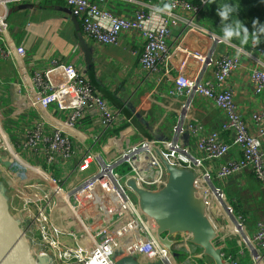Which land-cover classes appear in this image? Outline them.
Masks as SVG:
<instances>
[{"label": "built area", "instance_id": "2783aa9c", "mask_svg": "<svg viewBox=\"0 0 264 264\" xmlns=\"http://www.w3.org/2000/svg\"><path fill=\"white\" fill-rule=\"evenodd\" d=\"M45 1L59 0H0V35L4 36L8 45V50L0 48V57L7 58L12 53L21 71L25 68L27 52L23 46L15 45L9 36V8L25 3L39 6ZM63 1L80 21L83 33L98 43L115 45L124 33L140 30L145 40L140 66L150 72H158L160 64L165 65L167 74L171 72L169 60L173 52L167 40L171 27L185 22L193 34L203 36L209 42L210 48L205 53L182 50L186 53V59L177 69L178 76L169 94L190 100L182 106V111L188 109L193 98L201 97L222 111L225 121L219 130L211 133H206L200 123L190 121L185 124L179 121L173 127L171 138L127 140L126 145L119 148L116 146L117 139L109 137L112 147L108 152L112 155L110 157V153H107L105 158L97 151L100 146L98 139L89 141L88 146L80 149L68 132L85 138L82 132L76 131L75 126L87 112L97 114L101 131L108 136L123 126V118L108 100L97 94L77 66L59 58L52 59L49 68H36L32 72L31 86H25L26 94L22 93L19 84L0 78V93L6 85L14 87L11 89V102L17 105V112L31 102L44 114L56 106V111L66 117L64 121L56 114L39 115L37 119L33 117L25 131L16 137L5 128L0 112V152L7 151L23 170L31 167L30 173L26 169L29 175L36 181L38 179L35 177L39 176L42 184L45 180L49 186V194H45L42 184L29 186L28 189L36 193L34 203L31 202V207H36V213H33V218L30 209V214L26 209H23L24 215L18 214L34 254L52 255L55 264H116V258L122 256H135L140 264H184L182 259L192 258L209 259L210 262L204 261V264H213L210 257L202 256V250L194 253L197 246L190 243L186 236H169L176 243L173 252L168 250L157 238L154 221L140 210L136 195L126 185L127 178L133 176L147 189L159 190L167 183L170 166L195 172L194 185L204 200L210 219H220L230 230L228 235L243 236L237 252L231 253L227 244L228 235L218 234L215 245L221 247L223 262L264 264V219L256 223L253 235L249 236L246 233L249 215L237 211L227 199L223 187L215 183L216 179L225 180L230 175L251 168L264 187V110L254 113L249 124L241 113L234 88L229 84V79L241 66L242 56L247 55L259 63L250 68L249 75L255 94H263L264 59L262 62L259 58L264 56V50L258 46L251 47L247 54L237 56L235 51L219 41L218 34L195 24L206 5L202 0L199 4L188 0H168L167 4L171 6L170 12H167L169 15L155 25L150 24L153 16L145 8L136 11L133 18L126 19L106 11L91 0ZM219 46H226L229 51L220 54ZM190 58L201 64L200 72L195 77L184 73ZM184 134L196 139L195 151L180 139ZM4 136L12 147V153L5 144ZM11 136L17 140L13 141ZM234 149L242 152V159L221 163L216 176L212 168L205 167L207 161H220ZM9 160L0 157V166ZM124 164H128L130 171L121 175L118 169ZM45 165L54 166L61 176L44 169ZM39 170L47 178L42 177L37 172ZM4 183L9 191L10 187ZM43 196L49 202L45 206L38 205ZM60 206L63 210L59 209ZM58 211L67 218L63 226L66 230L54 223ZM221 211L232 219L231 223ZM33 222H37V229H32ZM64 234L72 237L73 242L63 239Z\"/></svg>", "mask_w": 264, "mask_h": 264}, {"label": "crops", "instance_id": "0c3cea01", "mask_svg": "<svg viewBox=\"0 0 264 264\" xmlns=\"http://www.w3.org/2000/svg\"><path fill=\"white\" fill-rule=\"evenodd\" d=\"M91 1L99 4L106 11L126 19L133 18L136 11L145 8L153 16L151 25L158 24L163 17L169 15V13H154L155 7L163 6L168 0ZM48 3L47 1L42 2L35 9H22L17 4L10 6L7 17L9 36L15 45H21L26 49L27 56L24 60L23 71L20 70L12 53L7 58L0 57V78L3 81L10 80V82L19 84L22 93L26 94L25 86L30 88L32 72L36 68H49L52 59L59 58L63 62L77 66L93 85L97 94L108 100L124 122L121 128L108 136L101 131L102 126L97 114L87 112L75 126L76 131L82 132L85 138L80 137L77 133L68 132L74 138L77 147L84 149L88 146L89 141L98 139L100 146L97 144L99 146L97 151L107 158V153H110L108 150L112 147L109 137L117 139L116 146L118 145L117 148H119L125 146L127 140L134 142L143 138L153 140L171 138L173 127L179 121L185 124L190 121L200 123L206 133L220 129L225 117L222 111L212 103L201 97H196L188 105V109L182 111V106L190 100L186 97L169 94V89L174 85L178 76L177 69L186 59V53L182 50L205 53L210 48L209 42L203 36L193 34L185 22H179L172 26L171 35L167 40L169 48L173 52V57L169 60L171 72L166 73L164 64H160L158 72H150L140 66V54L145 42L140 30L124 33L119 43L115 45L98 43L83 33L80 21L79 29L76 27L71 16L63 10V8H68L63 0L56 1L53 5ZM177 14L183 15L182 13ZM188 19H191V15ZM195 24L212 31L203 11ZM83 43L90 53V59L82 46ZM1 47L8 50L3 35H0ZM218 50L220 54L229 51L226 46H219ZM259 59L263 62V59ZM187 64L184 68V73L187 76L195 77L199 74L201 64L196 59L190 58ZM256 64L259 63L247 55H243L240 68L229 79L241 113L249 124L254 113L264 110V93L259 96L255 94L249 75L250 68ZM3 88L4 90L0 93V112L7 131L17 137V134L20 135L25 131L28 121L33 117L34 119L40 117L39 111L42 112V110L30 102V105L26 104L17 112L15 110L17 105L11 102V89L14 87L6 85ZM27 100L29 101V99ZM55 108L56 106H53L50 109L51 112L42 113L45 116L56 114L61 121H64L65 115L56 111L57 108ZM250 129L253 127L250 126ZM180 139L192 150H196V139L193 136L184 134ZM262 143L264 149V139ZM111 155L110 153V157ZM241 159L242 152L234 149L220 161H207L205 167L212 168V172L216 176L221 163ZM92 171L94 172V169ZM188 174L187 179L191 180L193 175ZM215 183L223 187L227 199L237 208V211L249 215L250 222L246 233L249 236L253 235L256 223L264 219V187L259 183L253 170L247 168L242 172L228 176L225 180L216 179ZM163 194H168V192L161 195ZM221 213L226 220L232 222V219L227 217L223 211ZM210 220L218 234H229L230 230L221 223L220 219V221ZM181 235L177 234L179 238H182ZM182 236L190 238V235L186 233ZM242 239V235L227 236V244L231 253L237 252ZM199 261V264H204V261L209 263L208 259Z\"/></svg>", "mask_w": 264, "mask_h": 264}, {"label": "water", "instance_id": "95a60500", "mask_svg": "<svg viewBox=\"0 0 264 264\" xmlns=\"http://www.w3.org/2000/svg\"><path fill=\"white\" fill-rule=\"evenodd\" d=\"M19 7L22 9L37 8L35 4L26 3L19 5ZM63 10L71 16V20L79 29L80 24L78 18L73 15L69 8H63ZM82 46H84L86 55L88 59H90V53L87 51L85 43H83ZM168 171L169 176L167 183L156 191L147 189L133 176L128 177L126 180V185L137 197L140 210L147 217L151 219L155 217H153L154 213L151 210L145 209L143 206L145 196L150 194L149 198L156 200L154 203H151V206L157 211H155L156 213L160 214L158 215L159 217L169 218L170 216H174L175 218H182L179 225L180 227L178 226V229L173 231L167 227L163 228L161 224H158L159 221L155 223L152 219L156 225L158 240L164 244L168 250L173 252V246L176 241L170 239L169 236L176 234L183 235L186 233L190 235L188 241L202 249V256L210 257L213 264H225L221 256V247L215 245L218 232L211 220L207 217L204 200L194 185L196 173L189 169L172 168L170 166L168 167ZM188 173L193 175L191 180L187 179ZM190 187H192L195 194L199 197L202 209L204 210L203 217H199L198 220L192 219L194 212H192V206L189 205L192 203V200H189V197L186 198L185 196V193H189L188 189ZM165 192H168V194L161 195ZM93 205L95 208L97 207L96 200L93 201ZM11 210V198L8 187L3 181H0V264H55L52 255L34 254L29 239L26 237L22 220L16 217L12 213L13 210ZM175 255L178 256V254ZM116 264L140 263L135 256H122L116 258Z\"/></svg>", "mask_w": 264, "mask_h": 264}, {"label": "rangeland", "instance_id": "374dc122", "mask_svg": "<svg viewBox=\"0 0 264 264\" xmlns=\"http://www.w3.org/2000/svg\"><path fill=\"white\" fill-rule=\"evenodd\" d=\"M229 48H231V47H229ZM231 49L234 51L233 48H231ZM246 51H247V49H246ZM260 57H261V59L262 58L264 59V56H260ZM27 104L30 105V103H27ZM15 110H17V109H15ZM39 113L42 117L44 116L42 112L39 111ZM11 139H12V136H11ZM12 140H10V141L12 142ZM13 141H16V140H13ZM6 156H8L7 151L2 150L0 152V157L6 158ZM1 167L3 168V171H1ZM44 169L51 171V172L55 173L56 175H59V176L61 175L60 172L58 171V169H56L54 166L45 165ZM118 170H119V173L121 175H124L130 171V168H129L128 164H124V165L120 166ZM38 177L39 176L35 177L38 179V181L34 180V178L32 176L28 175L27 173H25L23 171V169L17 163L14 164V163H10L8 161V162L1 164V166H0V181L6 182L8 184V186L11 188L9 190V193L11 196V206H12V210H13L12 213L16 217H19L18 214L24 215L21 212L23 209H26V210L30 209L32 218L34 216L33 213H36L35 205L33 207H31L32 206L31 202L34 203V200L36 199L34 197L36 193H33L32 189H30V188L28 189V187L32 186L34 183L41 185L42 182H41L40 178H38ZM42 188H44L45 194H49V192H48L49 186L47 184H45V180H44V185L42 184ZM188 190H189V193L188 192L185 193V196H186V198L189 197L188 198L189 200H192V203L189 204L190 206H192V212H194L192 219L198 220L199 217H203L204 210L202 209L201 201H200L199 197L195 194L192 187H190ZM149 197H150V194L145 196L143 206L145 209L151 210L154 213V214L152 213L153 216L157 217V221H159V223L158 222L157 223L161 224V226L163 228L167 227V228L171 229L172 231L178 229V226L180 225L182 218L181 219L175 218L174 216H170L169 218L168 217L164 218V217L160 216L161 217L160 218L158 216L160 214L156 213L157 211L151 206V203L152 202L154 203L156 200L151 199ZM48 202H49L48 199H46V197L43 196L41 203H38V205L45 206V204H47ZM206 213H207V217L210 219V214L207 210H206ZM29 214H30V211H29ZM56 216H57V212L55 213V216H54V223L56 224V226L62 230H66V228H64V227L61 228L56 223V219H57V218H55ZM29 218H30V215H29ZM183 218H186V217H183ZM162 219H165V220H162ZM31 220H33V219H31ZM32 229H37V222L36 223L33 222ZM38 236H40V235L38 234ZM63 239L71 240L73 242L72 237H69L66 234H64ZM197 250L194 253H198L202 249L200 247L199 248L197 247ZM199 259L200 258H197V259L192 258L189 260L182 259V260H183L184 264H197V262H200ZM209 262H210V260H209Z\"/></svg>", "mask_w": 264, "mask_h": 264}, {"label": "clouds", "instance_id": "9594fccd", "mask_svg": "<svg viewBox=\"0 0 264 264\" xmlns=\"http://www.w3.org/2000/svg\"><path fill=\"white\" fill-rule=\"evenodd\" d=\"M214 0H202V3L212 4ZM264 3V0H261ZM171 6L167 3L163 6H157L154 13L163 14L170 12ZM240 3H232L230 0L224 4H220L217 13L221 18V32L219 41L234 49L235 55L247 54L245 46L257 47L264 41V23L259 18L252 21V30L246 26L244 21L239 18ZM238 41L239 43H233Z\"/></svg>", "mask_w": 264, "mask_h": 264}, {"label": "trees", "instance_id": "16d2710c", "mask_svg": "<svg viewBox=\"0 0 264 264\" xmlns=\"http://www.w3.org/2000/svg\"><path fill=\"white\" fill-rule=\"evenodd\" d=\"M192 3L199 4L201 0H188ZM49 5H53L56 1H47ZM228 2V0H214L212 4H206L202 11L203 15L205 16L207 22L210 25L212 31H214L219 36L222 35L221 32V18L217 13V9L219 8L220 4H224ZM232 3H240V10H239V18L244 21L246 26L249 27V30H252V21L256 18H259L261 23H264V3L261 0H230ZM233 43L238 44V41H233ZM247 50L251 48V46H245ZM259 49L264 50V41H262L258 45ZM260 183V182H259ZM252 215V214H251Z\"/></svg>", "mask_w": 264, "mask_h": 264}, {"label": "bare ground", "instance_id": "6f19581e", "mask_svg": "<svg viewBox=\"0 0 264 264\" xmlns=\"http://www.w3.org/2000/svg\"><path fill=\"white\" fill-rule=\"evenodd\" d=\"M0 11H2V10H0ZM5 138H6V145H7V148H8V150L12 153V147H11V145L9 144V141H8V139H7V137L6 136H4ZM6 145H4V146H6ZM4 159H10L9 160V162H11V163H14V162H16L15 161V159H13V158H11V155L10 154H8V157H6V158H4ZM15 164V163H14ZM21 165V164H20ZM22 166V165H21ZM23 167V166H22ZM29 167V166H28ZM24 168V167H23ZM26 169H28V171H29V173H30V171L32 170V168L31 167H29V168H26ZM26 169H24L23 171L25 172V173H27L28 175H29V173H28V171L26 170ZM1 171H3V168H1ZM33 172H36V171H32V173ZM42 177H44V178H47V176L45 175V173L44 172H42V171H37ZM189 175V174H188ZM11 189V188H10ZM150 204V203H149ZM148 204V205H149ZM60 210H63V207L62 206H60V208H59ZM12 211V210H11ZM22 213H23V210L21 211ZM154 217V216H153ZM157 218V217H156ZM155 217H154V221H155V223H156V221H157V219H156ZM67 220V218H65V217H63L62 216V213L60 212V211H58L57 212V219H56V223L60 226V227H63L64 226V223H65V221ZM26 237H28V235H26ZM28 239V238H27ZM31 244V243H30ZM31 246H32V244H31ZM34 250H35V248H34Z\"/></svg>", "mask_w": 264, "mask_h": 264}]
</instances>
